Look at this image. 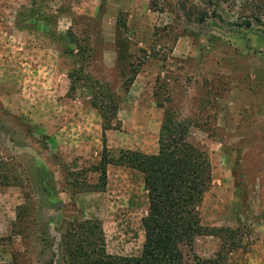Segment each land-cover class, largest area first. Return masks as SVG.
I'll list each match as a JSON object with an SVG mask.
<instances>
[{
    "label": "rangeland",
    "instance_id": "1",
    "mask_svg": "<svg viewBox=\"0 0 264 264\" xmlns=\"http://www.w3.org/2000/svg\"><path fill=\"white\" fill-rule=\"evenodd\" d=\"M98 88L118 99L105 134ZM166 111L209 155L202 224L239 230L229 264H264V0H0V264H68L83 220L108 253L138 254L148 201L119 156L156 153Z\"/></svg>",
    "mask_w": 264,
    "mask_h": 264
},
{
    "label": "trees",
    "instance_id": "2",
    "mask_svg": "<svg viewBox=\"0 0 264 264\" xmlns=\"http://www.w3.org/2000/svg\"><path fill=\"white\" fill-rule=\"evenodd\" d=\"M244 25L250 27L251 21ZM95 94L92 105L102 119L105 134L116 127L113 121L118 99L108 88L104 92L98 88ZM119 158L123 165L142 175L148 201L141 219L142 248L136 255L110 254L99 220L70 222L63 245L68 264H229L228 254L241 247L240 233L230 226L210 227L201 222L199 207L211 186V165L205 147L191 138L188 123L166 111L157 152L121 150ZM106 164L104 153L98 167L100 188L105 186ZM8 184L9 175L2 171L0 163V185ZM204 235L220 239L213 257L202 258L195 253V239Z\"/></svg>",
    "mask_w": 264,
    "mask_h": 264
}]
</instances>
